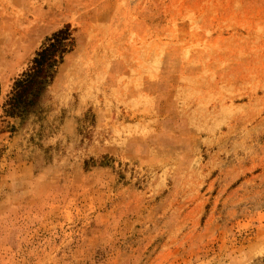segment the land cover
Returning a JSON list of instances; mask_svg holds the SVG:
<instances>
[{
  "label": "rangeland",
  "instance_id": "1",
  "mask_svg": "<svg viewBox=\"0 0 264 264\" xmlns=\"http://www.w3.org/2000/svg\"><path fill=\"white\" fill-rule=\"evenodd\" d=\"M0 264H264V0H0Z\"/></svg>",
  "mask_w": 264,
  "mask_h": 264
},
{
  "label": "trees",
  "instance_id": "2",
  "mask_svg": "<svg viewBox=\"0 0 264 264\" xmlns=\"http://www.w3.org/2000/svg\"><path fill=\"white\" fill-rule=\"evenodd\" d=\"M60 30L52 37L50 44L37 53L34 58L33 66L21 79L17 80L15 91L10 99L11 109L19 108L23 101L29 98L30 94L35 95V91H39L40 84L44 82L49 73L48 67L53 62L54 56L62 46L64 39Z\"/></svg>",
  "mask_w": 264,
  "mask_h": 264
}]
</instances>
